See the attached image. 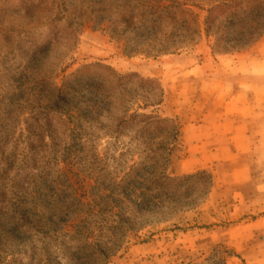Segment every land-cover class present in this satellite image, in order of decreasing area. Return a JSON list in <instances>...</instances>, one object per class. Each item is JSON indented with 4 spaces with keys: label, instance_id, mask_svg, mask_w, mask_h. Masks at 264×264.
Here are the masks:
<instances>
[{
    "label": "rangeland",
    "instance_id": "rangeland-1",
    "mask_svg": "<svg viewBox=\"0 0 264 264\" xmlns=\"http://www.w3.org/2000/svg\"><path fill=\"white\" fill-rule=\"evenodd\" d=\"M230 1L0 0V264H84L92 230L91 264H247L224 233L257 216L238 211L233 193L257 194L256 183L223 175L236 162L180 168L192 124H208L224 99L242 115V99L226 96L248 89L264 111V84L244 80L264 59V28L230 8L206 24ZM251 24L247 44L224 49L227 31ZM140 160L185 177L181 223H137L107 241L87 220L111 201L108 171L120 181Z\"/></svg>",
    "mask_w": 264,
    "mask_h": 264
},
{
    "label": "crops",
    "instance_id": "crops-1",
    "mask_svg": "<svg viewBox=\"0 0 264 264\" xmlns=\"http://www.w3.org/2000/svg\"><path fill=\"white\" fill-rule=\"evenodd\" d=\"M247 70L245 81L257 82L259 87L264 84V59L249 64ZM185 95L191 96L188 91ZM253 95L252 91L243 89L236 96H226L242 99L239 105L242 115H237L240 111L233 109V100L224 99L221 109L209 118L208 124H190L189 128L197 127L198 132L190 139L189 154L182 160L180 168L187 173L207 169L212 164L217 166L216 163L236 162L237 165L223 175L235 184L256 183L257 194H246L241 188L233 193L239 202L238 211L257 216L241 220L224 234L234 248V257L242 253V257L248 259L247 264H264V135L261 134L264 132L260 133L264 128V111L252 107ZM217 172L222 171L217 169ZM257 195L260 199L256 204Z\"/></svg>",
    "mask_w": 264,
    "mask_h": 264
},
{
    "label": "trees",
    "instance_id": "trees-1",
    "mask_svg": "<svg viewBox=\"0 0 264 264\" xmlns=\"http://www.w3.org/2000/svg\"><path fill=\"white\" fill-rule=\"evenodd\" d=\"M223 8L231 9L230 14L233 20L240 17H251L252 23L256 22V26L264 28V0H232L229 3H220L210 10V16L206 18L208 28L210 25H213V23L211 24V13ZM252 27L253 24L249 25L244 32L238 31L235 33L231 30L227 31L228 42H231L232 45L224 47V49L241 48L242 45L247 44L250 39L249 37H244L245 32H248ZM218 32H216V35L219 34ZM152 146L148 143L140 151L142 155L149 156L150 153L156 154L157 151L153 150L154 152H151ZM142 160L131 165L129 167L130 170L120 181H117L116 177L110 176V172L108 171V186L106 188L109 189V192L105 195L106 199L111 201H108L102 206L100 213H90L92 217L103 216L101 220H87L90 227L98 224V222L100 223L99 228L107 231V233H104L107 241H114L116 237L126 235L127 232L135 228L137 223H139V227H145L150 222L167 221L172 218L179 220V223H174L175 225L179 226L181 223L180 218H182L181 215L185 211L183 205L180 203L182 194L180 188L182 180L185 177L171 178L166 174L165 170L157 174L158 169L155 168V162L147 165ZM133 171L134 173H132ZM191 176H195V174ZM170 181L174 182L171 183L173 184L172 188L168 186ZM116 195L119 197H116ZM129 199H131L132 203L134 201V203L131 207H124L123 204ZM93 234L94 230L90 231L82 245V249L86 252L83 257L84 264H91L96 258L94 257L96 255L95 251L97 250L100 239L98 237L97 241H90L89 239L90 237L93 238ZM77 247L80 248L79 246ZM102 259H108L106 252L103 253Z\"/></svg>",
    "mask_w": 264,
    "mask_h": 264
}]
</instances>
